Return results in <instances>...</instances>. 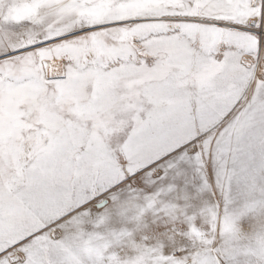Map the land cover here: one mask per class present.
Instances as JSON below:
<instances>
[{"label": "snow or ice", "instance_id": "1", "mask_svg": "<svg viewBox=\"0 0 264 264\" xmlns=\"http://www.w3.org/2000/svg\"><path fill=\"white\" fill-rule=\"evenodd\" d=\"M0 264H264V0H0Z\"/></svg>", "mask_w": 264, "mask_h": 264}]
</instances>
